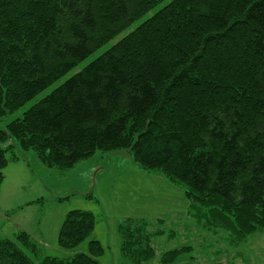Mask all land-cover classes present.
Masks as SVG:
<instances>
[{
    "label": "trees",
    "instance_id": "obj_1",
    "mask_svg": "<svg viewBox=\"0 0 264 264\" xmlns=\"http://www.w3.org/2000/svg\"><path fill=\"white\" fill-rule=\"evenodd\" d=\"M161 1L0 0V121ZM13 148L60 171L124 151L181 188L223 241L263 232L264 0H171L0 129V186ZM163 224L119 221L123 260L174 264L190 252L156 254L152 240L174 236ZM94 228L90 211L71 210L56 242L73 249ZM103 254L93 239L59 258L24 231L0 238V264H101Z\"/></svg>",
    "mask_w": 264,
    "mask_h": 264
},
{
    "label": "rangeland",
    "instance_id": "obj_2",
    "mask_svg": "<svg viewBox=\"0 0 264 264\" xmlns=\"http://www.w3.org/2000/svg\"><path fill=\"white\" fill-rule=\"evenodd\" d=\"M170 1L162 0L62 77L4 116L0 129ZM12 153L16 157L5 166L0 186V238H14L19 231H24L45 255L59 258L85 252L90 240H98L104 247V254L99 258L101 264H127L119 251L117 223L126 217L163 219L164 227L173 230L174 236L152 240L157 255L176 247H192L174 264H264V231L236 246L229 240L223 241L222 234L207 231L195 220L189 212L190 201L181 188L158 173L141 170L124 151L98 150L67 171L45 167L33 151L13 148L8 155ZM76 209L90 211L95 217V228L77 247L61 248L56 242L58 230L65 215Z\"/></svg>",
    "mask_w": 264,
    "mask_h": 264
}]
</instances>
